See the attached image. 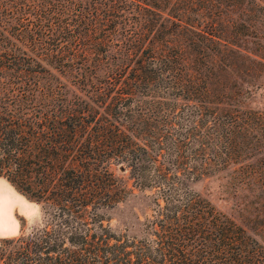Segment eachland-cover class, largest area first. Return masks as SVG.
<instances>
[{
    "label": "trees",
    "instance_id": "16d2710c",
    "mask_svg": "<svg viewBox=\"0 0 264 264\" xmlns=\"http://www.w3.org/2000/svg\"><path fill=\"white\" fill-rule=\"evenodd\" d=\"M263 91L264 0H0V178L46 215L0 264H264Z\"/></svg>",
    "mask_w": 264,
    "mask_h": 264
},
{
    "label": "rangeland",
    "instance_id": "374dc122",
    "mask_svg": "<svg viewBox=\"0 0 264 264\" xmlns=\"http://www.w3.org/2000/svg\"><path fill=\"white\" fill-rule=\"evenodd\" d=\"M16 43L22 49H25L20 42ZM4 77H6V75ZM4 80L8 81L9 78H4ZM261 95H263V97L259 98L260 102L257 107L264 110V91L261 92ZM225 176H227V174H222L220 175V177L214 176L212 178L193 183L190 186L195 192L200 193L209 201H211L220 211L235 218L239 223H245L244 215L246 214L243 211V208L246 207V209L249 208L252 210L254 206H258L257 203L261 202V199L257 200L256 198L251 197V193L249 192L250 190H242L239 191V193L234 192L236 191V189L234 190L227 187V179L223 178ZM262 177L264 180V173ZM10 188L14 192L22 196V198L26 202L25 209H29L30 212L29 210L26 211L25 209L24 211L21 210L19 206L14 207V232L12 231L9 233H0V242L5 239L16 238L23 233L30 231L34 226L43 223L44 219L46 218L45 212L39 204L32 202L26 196L18 192L8 181L0 178V193L7 192L8 190H11ZM244 188L248 187L245 186ZM248 189H251L253 191L255 190L256 195L260 193V191L257 190L256 186H251ZM260 195H262V193H260ZM262 196H264V194ZM143 205H145V199L142 196L137 199H132L129 203L123 206V209L111 213V216L113 217L111 225L115 228H125L129 226L131 227L130 230L132 234L140 235L141 226L136 222L133 214L141 207H143ZM132 224L134 225V227H132Z\"/></svg>",
    "mask_w": 264,
    "mask_h": 264
},
{
    "label": "bare ground",
    "instance_id": "6f19581e",
    "mask_svg": "<svg viewBox=\"0 0 264 264\" xmlns=\"http://www.w3.org/2000/svg\"><path fill=\"white\" fill-rule=\"evenodd\" d=\"M25 203L26 202L24 201L22 196L14 192L12 189L8 190L7 192L0 193V233H9L13 231L15 225L13 224V208L19 206L21 210L24 211L26 207ZM28 210L29 209H27L26 211Z\"/></svg>",
    "mask_w": 264,
    "mask_h": 264
}]
</instances>
